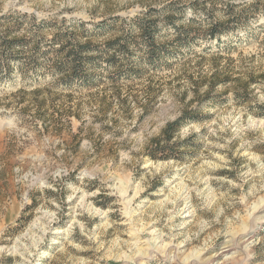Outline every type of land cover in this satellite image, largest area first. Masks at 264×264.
<instances>
[{
	"label": "rangeland",
	"instance_id": "374dc122",
	"mask_svg": "<svg viewBox=\"0 0 264 264\" xmlns=\"http://www.w3.org/2000/svg\"><path fill=\"white\" fill-rule=\"evenodd\" d=\"M5 30L30 43L0 72V264H264V0H0Z\"/></svg>",
	"mask_w": 264,
	"mask_h": 264
},
{
	"label": "trees",
	"instance_id": "16d2710c",
	"mask_svg": "<svg viewBox=\"0 0 264 264\" xmlns=\"http://www.w3.org/2000/svg\"><path fill=\"white\" fill-rule=\"evenodd\" d=\"M135 19L138 20L139 18L137 17ZM43 25V22L33 23V26H35L36 29L42 28ZM79 25L81 24L68 23L64 28L66 31L55 37L54 43L50 44L48 49V51L52 50L57 54L52 60V63L54 64L57 73L61 74L62 76H66V83L73 81L74 79L72 78H77L80 76L83 77L84 65L89 63V58L82 56V53H86L90 49L89 43H79L76 39H71L70 37L66 36L68 35L67 32L70 28L76 29ZM153 25L154 23L150 20H141L140 23L138 22V28L140 29L142 37L145 40L144 42L149 44L150 47L152 46L153 32L155 30ZM210 30L211 35L217 33L216 26H212ZM11 33L12 32L10 30H5L3 33H0V72L5 71V74H8L9 70L11 69L10 61L11 58H14L13 55L15 54H13L12 51L16 50L17 47L23 48L30 43V41H23L22 39L10 37ZM36 44L34 52L39 49L38 45L36 47ZM54 44H58L59 47L54 49ZM16 53L19 54L18 52ZM150 53H154L152 47L150 48ZM34 60L35 58L33 59L28 57L26 61H19V63L16 64L17 67L23 68L25 65H29L34 62ZM67 113L68 111L64 112V118H66V120L67 117H69V113ZM193 118L194 117L192 115L184 112L180 117L174 119L173 121L167 122L161 129L160 135L150 140L146 154L151 159H168L173 156L171 148L176 143H173L171 146L168 144L169 141L173 138L174 134L178 132L182 121Z\"/></svg>",
	"mask_w": 264,
	"mask_h": 264
},
{
	"label": "bare ground",
	"instance_id": "6f19581e",
	"mask_svg": "<svg viewBox=\"0 0 264 264\" xmlns=\"http://www.w3.org/2000/svg\"><path fill=\"white\" fill-rule=\"evenodd\" d=\"M263 206H264V203H262L259 207H258V209L259 210H261L262 208H263ZM264 210V208L262 209V211Z\"/></svg>",
	"mask_w": 264,
	"mask_h": 264
}]
</instances>
